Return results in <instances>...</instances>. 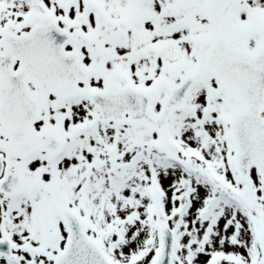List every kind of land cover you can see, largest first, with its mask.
Wrapping results in <instances>:
<instances>
[{
  "label": "snow or ice",
  "instance_id": "1",
  "mask_svg": "<svg viewBox=\"0 0 264 264\" xmlns=\"http://www.w3.org/2000/svg\"><path fill=\"white\" fill-rule=\"evenodd\" d=\"M0 264H264V0H0Z\"/></svg>",
  "mask_w": 264,
  "mask_h": 264
}]
</instances>
